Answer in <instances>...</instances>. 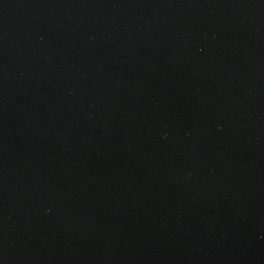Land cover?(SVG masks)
Returning a JSON list of instances; mask_svg holds the SVG:
<instances>
[{
	"label": "water",
	"instance_id": "water-1",
	"mask_svg": "<svg viewBox=\"0 0 264 264\" xmlns=\"http://www.w3.org/2000/svg\"><path fill=\"white\" fill-rule=\"evenodd\" d=\"M0 264H264V0H0Z\"/></svg>",
	"mask_w": 264,
	"mask_h": 264
}]
</instances>
